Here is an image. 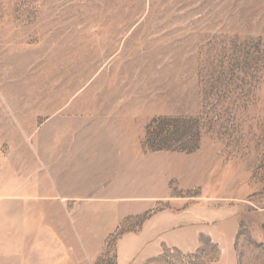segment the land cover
<instances>
[{"label": "rangeland", "instance_id": "374dc122", "mask_svg": "<svg viewBox=\"0 0 264 264\" xmlns=\"http://www.w3.org/2000/svg\"><path fill=\"white\" fill-rule=\"evenodd\" d=\"M87 122L130 156L112 208L62 207ZM166 213L224 238L127 264H264V0H0V264H126Z\"/></svg>", "mask_w": 264, "mask_h": 264}, {"label": "crops", "instance_id": "0c3cea01", "mask_svg": "<svg viewBox=\"0 0 264 264\" xmlns=\"http://www.w3.org/2000/svg\"><path fill=\"white\" fill-rule=\"evenodd\" d=\"M72 133L75 134L73 138L62 139L65 155L67 147L74 146L72 153L62 159L63 184L70 186V190H62V207L76 209L83 208L82 205L85 204L90 209L112 208L114 205L108 204L130 200L131 193L135 191L131 189V160L129 154L123 152L124 141L118 144V152L112 155L109 154L110 145L99 139L98 124L92 127L89 122L83 123L82 126L71 131ZM156 156L150 155L151 158ZM146 160L147 156L144 155L142 161L144 163L139 167L143 176L147 173ZM143 176H140L138 182V192L155 194L156 191L146 189L148 182ZM98 178L107 179L101 183L104 190H99V182L93 180ZM99 194L104 196L100 197ZM157 199V196L146 199L145 208L151 209V201ZM172 218L174 217L171 213L154 215L146 221L138 236L127 238L120 251L123 262L129 263L137 253L145 259L158 257L164 246L188 249L196 246L202 233L208 234L216 241L224 238V231L220 227H216L213 231L210 228L204 231L187 228L175 230L177 222ZM184 225L187 224L184 222Z\"/></svg>", "mask_w": 264, "mask_h": 264}]
</instances>
